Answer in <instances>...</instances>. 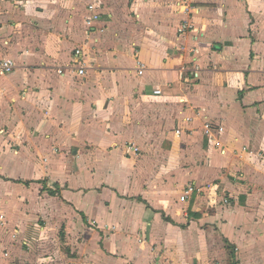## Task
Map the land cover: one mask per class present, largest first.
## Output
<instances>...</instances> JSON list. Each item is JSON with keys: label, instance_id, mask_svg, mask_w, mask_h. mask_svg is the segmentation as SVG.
I'll return each instance as SVG.
<instances>
[{"label": "crops", "instance_id": "crops-1", "mask_svg": "<svg viewBox=\"0 0 264 264\" xmlns=\"http://www.w3.org/2000/svg\"><path fill=\"white\" fill-rule=\"evenodd\" d=\"M183 1L0 0V264H264V0Z\"/></svg>", "mask_w": 264, "mask_h": 264}, {"label": "built area", "instance_id": "built-area-1", "mask_svg": "<svg viewBox=\"0 0 264 264\" xmlns=\"http://www.w3.org/2000/svg\"><path fill=\"white\" fill-rule=\"evenodd\" d=\"M184 3L189 2V0H184ZM88 11L90 13V16L87 18L86 20V25L89 29H91L93 27V23H95L96 21H98L100 19V15L97 13L98 11V7L96 4H91L88 6ZM194 28L192 25H190L189 23H185L181 29L179 30V32L181 34H184L185 32L188 31H193ZM82 56V50H76L75 51V58H74V62H73V67L75 68L76 72L79 75H84L85 74V68H84V64L83 61L81 59ZM16 68V64L13 60H0V77L1 76H8L10 74H12L15 71ZM144 72V66L141 64L140 65V74H143ZM60 74H63L62 71H59ZM156 95H159L161 92L160 91H156L155 92ZM224 128L221 127L218 124H214V123H206L205 124V134L208 138L212 139L214 146L218 149H220L222 147V143L220 141V136L224 133ZM183 132L181 130H177L176 131V136L177 137H182ZM127 150L129 152H135L138 153L139 149L136 148L134 145L128 146ZM224 152V151H222ZM194 191V187L193 186H189L188 190L186 192V195L182 197V200H185L188 196L189 193ZM225 203H228V201H225Z\"/></svg>", "mask_w": 264, "mask_h": 264}]
</instances>
